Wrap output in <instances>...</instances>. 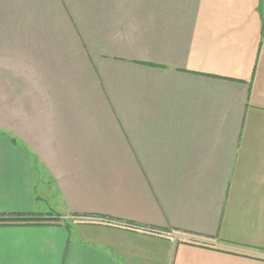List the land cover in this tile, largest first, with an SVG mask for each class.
Masks as SVG:
<instances>
[{"label":"crops","instance_id":"1","mask_svg":"<svg viewBox=\"0 0 264 264\" xmlns=\"http://www.w3.org/2000/svg\"><path fill=\"white\" fill-rule=\"evenodd\" d=\"M50 214L0 264H264V0H0V218Z\"/></svg>","mask_w":264,"mask_h":264},{"label":"trees","instance_id":"2","mask_svg":"<svg viewBox=\"0 0 264 264\" xmlns=\"http://www.w3.org/2000/svg\"><path fill=\"white\" fill-rule=\"evenodd\" d=\"M51 216V217H50ZM61 218L56 217L54 215L48 216H35V217H7V218H0V223L4 225H44L52 222H60Z\"/></svg>","mask_w":264,"mask_h":264}]
</instances>
